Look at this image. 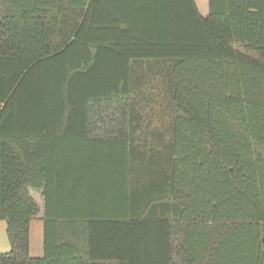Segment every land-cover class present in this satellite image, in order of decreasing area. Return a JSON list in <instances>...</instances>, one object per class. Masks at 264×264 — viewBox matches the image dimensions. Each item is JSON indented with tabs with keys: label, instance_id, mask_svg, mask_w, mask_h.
<instances>
[{
	"label": "trees",
	"instance_id": "16d2710c",
	"mask_svg": "<svg viewBox=\"0 0 264 264\" xmlns=\"http://www.w3.org/2000/svg\"><path fill=\"white\" fill-rule=\"evenodd\" d=\"M0 220V264H264V0H0Z\"/></svg>",
	"mask_w": 264,
	"mask_h": 264
},
{
	"label": "crops",
	"instance_id": "0c3cea01",
	"mask_svg": "<svg viewBox=\"0 0 264 264\" xmlns=\"http://www.w3.org/2000/svg\"><path fill=\"white\" fill-rule=\"evenodd\" d=\"M207 11H208V0H207ZM206 13H203V14H206ZM31 192H32V195L37 200V203L39 205V212L37 215L33 217L31 224H30V255L31 256H42L44 254V209H45L44 198L40 191L32 190ZM34 221H37L36 230L39 233V237H37V246H35V248L33 247L32 237H31V234L33 236L32 227H33Z\"/></svg>",
	"mask_w": 264,
	"mask_h": 264
},
{
	"label": "rangeland",
	"instance_id": "374dc122",
	"mask_svg": "<svg viewBox=\"0 0 264 264\" xmlns=\"http://www.w3.org/2000/svg\"><path fill=\"white\" fill-rule=\"evenodd\" d=\"M199 6V9L202 13L207 12V0H196ZM37 226V221L33 222V227H32V232L33 236L32 237V244L33 247L37 246V237H39V233L36 230ZM41 236V234H40ZM10 242L6 233V221L5 220H0V251H8L10 250Z\"/></svg>",
	"mask_w": 264,
	"mask_h": 264
}]
</instances>
